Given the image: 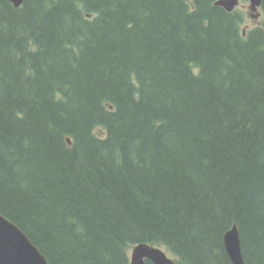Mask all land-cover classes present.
Wrapping results in <instances>:
<instances>
[{"label": "trees", "instance_id": "1", "mask_svg": "<svg viewBox=\"0 0 264 264\" xmlns=\"http://www.w3.org/2000/svg\"><path fill=\"white\" fill-rule=\"evenodd\" d=\"M216 1L0 0V214L49 264H232L234 226L264 264V0Z\"/></svg>", "mask_w": 264, "mask_h": 264}, {"label": "water", "instance_id": "2", "mask_svg": "<svg viewBox=\"0 0 264 264\" xmlns=\"http://www.w3.org/2000/svg\"><path fill=\"white\" fill-rule=\"evenodd\" d=\"M19 8L24 0H9ZM241 0H218L215 6L233 12ZM252 12L262 7V0H249ZM69 141V140H68ZM70 142V141H69ZM224 247L232 264H246L242 254L241 239L237 226L224 236ZM177 264L165 251L150 244H139L133 249L130 264ZM0 264H49L47 258L29 237L13 222L0 214Z\"/></svg>", "mask_w": 264, "mask_h": 264}, {"label": "rangeland", "instance_id": "3", "mask_svg": "<svg viewBox=\"0 0 264 264\" xmlns=\"http://www.w3.org/2000/svg\"><path fill=\"white\" fill-rule=\"evenodd\" d=\"M250 2L249 0L241 1L238 7V10H241L245 14V22L243 24V27L246 29L249 27H252L256 25L261 20V10L258 9L256 12H252L250 9ZM165 253L170 257L173 258V254L170 250H168L166 247L161 248ZM132 249H130L129 255H131Z\"/></svg>", "mask_w": 264, "mask_h": 264}]
</instances>
